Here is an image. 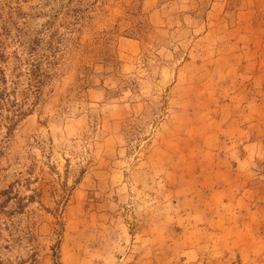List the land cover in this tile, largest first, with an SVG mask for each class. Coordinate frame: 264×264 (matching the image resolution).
<instances>
[{
    "label": "rangeland",
    "instance_id": "374dc122",
    "mask_svg": "<svg viewBox=\"0 0 264 264\" xmlns=\"http://www.w3.org/2000/svg\"><path fill=\"white\" fill-rule=\"evenodd\" d=\"M0 264H264V0H0Z\"/></svg>",
    "mask_w": 264,
    "mask_h": 264
}]
</instances>
